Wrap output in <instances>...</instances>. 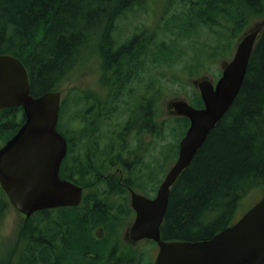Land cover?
I'll return each instance as SVG.
<instances>
[{"label": "trees", "instance_id": "obj_1", "mask_svg": "<svg viewBox=\"0 0 264 264\" xmlns=\"http://www.w3.org/2000/svg\"><path fill=\"white\" fill-rule=\"evenodd\" d=\"M149 1L0 0V54L20 60L32 96L60 92L94 52L105 89L93 97L73 89L61 100L59 117L66 114L70 93L79 92L71 119L75 125L68 122L59 131L68 141L59 176L83 187L82 202L77 207L42 210L23 218L14 243L3 247L0 242V264H127L115 257L114 246L117 230L132 216L128 194L119 185L118 176L98 177L93 184L88 179L104 172L106 160L112 165L113 148H121V130L119 137H104L105 155L98 153L85 162L80 153L85 147L81 130L85 118L87 127L92 128L102 110L108 106L124 109L127 101L136 114L133 122L123 126H132L136 136L149 130L153 137L163 139L167 129L172 134L178 126L183 128L182 137L188 126L186 118L159 122L157 117L158 96L166 92L163 83L169 81L168 75L183 82L207 72L217 63L219 53L232 51L249 25L264 18V0H166L154 25H135L133 33L118 43L115 33L122 16ZM177 66L178 71L174 70ZM132 86L145 89L138 95L140 90L132 91ZM189 97L202 107L197 93ZM23 122L21 107L0 110L1 145ZM160 155L153 159L151 154L145 164L151 167L149 178L141 179L145 184L157 182L153 177L161 173L156 174L155 164L162 170V161L169 160V155ZM255 188H264V26L232 106L170 190L160 227L162 240L211 238L235 222L239 201ZM141 190L148 194L155 188ZM8 205L0 189V223ZM98 228L106 235L96 241L92 233Z\"/></svg>", "mask_w": 264, "mask_h": 264}, {"label": "water", "instance_id": "obj_2", "mask_svg": "<svg viewBox=\"0 0 264 264\" xmlns=\"http://www.w3.org/2000/svg\"><path fill=\"white\" fill-rule=\"evenodd\" d=\"M263 26L264 20L238 40L215 83L206 77L193 81L203 107L195 108L184 99L169 102L175 116L189 121L176 160L153 198L132 192L130 199L135 212L130 238L157 244L154 264H264V196L235 223L207 240L167 242L160 236L171 187L232 106ZM60 104V92L32 96L20 60L0 54V110L21 107L24 116L23 124L0 147V188L26 220L42 210L77 207L83 198L81 186L59 176L67 151L66 140L57 130Z\"/></svg>", "mask_w": 264, "mask_h": 264}, {"label": "rangeland", "instance_id": "obj_3", "mask_svg": "<svg viewBox=\"0 0 264 264\" xmlns=\"http://www.w3.org/2000/svg\"><path fill=\"white\" fill-rule=\"evenodd\" d=\"M150 4H146L143 7H137L133 11L127 12L122 16L118 23V29L115 33L116 39L118 40V43H121L125 41L132 33L133 28L135 25H140L141 23L149 24V26H152L159 20V17L162 14L163 7L166 4V0H152L149 1ZM264 18H261L259 20H254L248 27L247 31L252 30L255 28V26L259 25ZM238 42H235V45L232 48V51H226L223 55L219 53L218 61L214 65L209 66L207 72L199 75L198 77L194 78H186L183 80V82H178V79H173L171 75H168L169 81L164 82L165 84V94L164 96H161V94L158 96L159 106L157 109V117L158 121H168L173 118H179L175 116L171 110V108L168 106V103L173 99H184L188 101L192 106L197 107L194 103H192L189 100V96L193 94V92L198 94L197 88L192 84V81L197 78L206 77L207 79L212 80L213 82L216 81V79L219 77L222 64L225 62H228L235 51L236 44ZM187 53H192L190 49H187ZM86 60L83 61L81 66L78 68L77 71H75L72 79L65 83L60 91L62 100L67 98L68 92L73 89L81 90L82 92H88L91 97L95 94L104 93L105 89L102 83L100 82V76H101V69H100V61L98 60L99 57L97 54L91 53L90 55H87L85 58ZM225 59V60H223ZM174 70L178 71V66L174 68ZM167 75V74H166ZM182 80V79H181ZM166 81V79H165ZM74 91L70 93L67 101L66 106V114L60 115L57 129L66 127L67 123L70 122V126L73 127L75 125V121L71 120L74 116V109H75V98L79 96L78 91ZM143 91L140 90L138 95ZM160 91H163L160 89ZM93 94V95H92ZM199 95V94H198ZM90 103H95L93 100L90 101ZM103 123V122H102ZM173 125V124H172ZM174 126V125H173ZM175 132L171 134L170 130L167 129L165 131L163 139H158L150 136L145 138V141H150V149L149 156H147V160L150 158V153L152 154L153 159L154 158H161L160 153L163 152L166 156L169 155V160L165 163V160L162 161L164 165L166 166V171L172 166L174 163L177 154L175 156V149L177 145V140L181 138L183 128L175 126ZM178 140V143H179ZM6 142V141H5ZM172 143V146L170 148L167 147L168 144ZM1 146V143H0ZM148 154V153H147ZM158 162L155 164L157 166ZM116 168H112L110 172H114ZM159 170V167L157 168ZM120 171V170H119ZM158 172V171H157ZM159 173V172H158ZM110 174V173H109ZM159 177V174L156 176ZM163 178V177H162ZM89 179V178H88ZM94 178H91L93 180ZM264 195V188H255L250 190L245 197H243L238 204V208L235 210L233 214V219L236 221L240 216L246 212L250 207H252L255 203H257L262 196ZM24 216L18 213L11 205H8L5 212H3L2 215V221L0 223V242H2L1 246H10L14 243L16 233L18 231L19 225L21 221L23 220ZM130 226V223L126 226L127 228ZM125 228V226H124Z\"/></svg>", "mask_w": 264, "mask_h": 264}, {"label": "flooded vegetation", "instance_id": "obj_4", "mask_svg": "<svg viewBox=\"0 0 264 264\" xmlns=\"http://www.w3.org/2000/svg\"><path fill=\"white\" fill-rule=\"evenodd\" d=\"M138 88L137 90L145 89L144 87H136L132 86V91ZM108 96V95H105ZM106 101V100H105ZM107 102V101H106ZM127 106L122 108L111 107L108 106L107 109L102 110L101 117L94 121L93 127H87V124L84 120V124L82 125V134L84 133V137H86L85 147L81 150L82 159L86 162L90 160L91 157L95 156L96 154L102 152V155H105L103 152L104 150V137L110 138V136L119 137V131L121 130V148L116 147L113 148L114 150V157L112 159V165L110 160H106L107 164L106 167L103 168L104 172L94 175H89V179L93 184L98 177H102L105 179L118 176V182L121 187H123L127 194H128V202L127 204L130 207V199L131 193L135 192L140 195L146 196L148 198H153L156 194L157 188L160 185L161 181L163 180L166 174V166L159 167L157 170V166L154 167L159 174V177L156 175L153 178H157V182H151L145 184L142 182L141 179L147 175L151 169L150 166L145 165L149 160H147V156H149L150 149V141H145V138L153 137L150 134L149 130H145L142 132L141 135L136 136L135 131L133 130L132 126L124 127L123 125L127 122H133L135 113V108L133 105H129V102L125 101ZM108 103H106L107 105ZM147 105V104H144ZM94 107V103H93ZM96 110H93L95 112ZM123 112L122 114H120ZM99 120V121H98ZM103 122V123H102ZM23 124V123H22ZM21 124V125H22ZM63 136V135H62ZM90 136V137H89ZM66 140L67 147L68 141L65 136H63ZM155 139V137H153ZM106 140V138H105ZM89 144H94V147L90 148ZM119 149L121 154H119ZM104 150V151H103ZM148 153V154H147ZM67 155V151H66ZM65 155V157H66ZM120 155V157H119ZM151 155V153H150ZM64 157V159H65ZM62 160V162L64 161ZM61 162V164H62ZM61 167V165H60ZM112 168H116L114 172H110ZM60 170V169H59ZM120 170V171H119ZM161 170V171H160ZM110 173V174H109ZM163 177V178H162ZM91 178H94L91 180ZM63 179V178H62ZM147 185V187H146ZM147 188L148 190L151 188H155V191L148 192L142 191L141 189ZM132 211V216L130 217L129 221L125 225V228H121L117 230V237H116V244L114 246L115 249V257L124 260L127 264H154V261L157 257L159 248L157 244L152 241L151 239H140L133 241L129 235V228L134 220L135 212L130 207ZM130 223V226L127 228L126 226ZM106 232L103 228H98L93 231L92 237L94 240H100L104 238Z\"/></svg>", "mask_w": 264, "mask_h": 264}, {"label": "bare ground", "instance_id": "obj_5", "mask_svg": "<svg viewBox=\"0 0 264 264\" xmlns=\"http://www.w3.org/2000/svg\"><path fill=\"white\" fill-rule=\"evenodd\" d=\"M200 149V148H199Z\"/></svg>", "mask_w": 264, "mask_h": 264}]
</instances>
